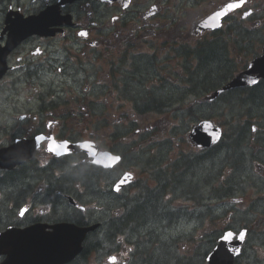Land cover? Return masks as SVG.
Masks as SVG:
<instances>
[{
    "label": "flooded vegetation",
    "instance_id": "obj_1",
    "mask_svg": "<svg viewBox=\"0 0 264 264\" xmlns=\"http://www.w3.org/2000/svg\"><path fill=\"white\" fill-rule=\"evenodd\" d=\"M4 1L0 0V3ZM6 1L10 3L13 12H19L24 17L40 14L49 5H55L56 2V0ZM82 1L61 8L64 14H70L72 17L78 15L73 29L67 31L63 29L61 34L59 32L54 38H49L46 35L49 31L38 30L39 34L27 38L7 58V62L11 67L17 62H21L17 68L21 69L26 75L37 76L38 73L34 72L33 69L41 71L37 80L38 87L43 91L44 97L49 98V101L46 102L45 111L40 122L35 125V135L47 131L46 129L49 126L46 118L64 117L71 119L76 115V107H85L81 101L72 102V99L68 98L67 91L64 92L60 88V73L63 75V81H67V83L71 81L68 78V75H70L67 72L68 69L64 72L62 68L54 69L58 75L59 87L56 93H49L48 91L46 82L49 77L48 72H51L49 69L55 68L56 63L60 62V45H63L64 42L76 44L75 47L79 48L75 57L74 69L87 68L92 70V65L98 68H101L102 64L106 66L107 72L104 84L98 82L101 78L96 74L89 75L83 81L88 85L91 82H98L99 89L96 88L92 100L97 99L100 101L118 92L117 84H124L126 78L124 80L118 79L119 74L116 73V70L124 68V65L128 67V64L135 65L133 66L135 69H143L138 63L130 61L126 56L128 50L137 48L136 43L140 41V37L143 45L150 40V43L147 42L145 46L149 49V59L152 60L160 54L169 52L170 49L172 50L177 46L176 43H179L181 45L180 57L176 59L177 52L174 59L166 64V66L171 64L173 69L180 68L179 63H192L194 57L199 61L203 55L200 58L198 56L206 53V48L203 46L205 40L209 39L212 33L197 29L198 23L225 4V0H175L179 6L174 4V0H159L157 6L150 1H147L148 4H146L144 0H130L128 2L119 0L112 4H106L100 0ZM245 1L251 3L253 0ZM164 2L166 3L164 4ZM84 3L87 4L86 7H82ZM73 6L77 9H79L78 6H81V13L95 11L97 14L101 13V16L94 18L90 15L78 14L72 11ZM83 8L84 11L82 12ZM175 10H178V12ZM244 11H249L250 14L247 20L248 23H251L258 20L256 18L261 9L245 7ZM237 14H232L229 19L234 18ZM7 16L8 10L1 9L0 46H4L7 42V36L3 34ZM117 21H120V26L115 27ZM183 22L187 24L188 31L178 33L175 28L170 31L174 26L181 27ZM76 25L83 27V31H75ZM110 26H114V28ZM248 27L249 25H247ZM86 30L88 33L84 32ZM245 32L250 33L251 30ZM90 33L98 35L104 41L91 40ZM169 33H173V39ZM252 39V36H250L249 40L251 42H253ZM161 41L162 45L155 44ZM228 61V65L241 69L249 63V57L241 58L238 55L235 61ZM227 68L230 67L227 66ZM140 74L142 73L140 72ZM158 81L160 83L164 82L163 78ZM70 107L72 109L68 112L67 108ZM35 135L29 127H25L20 133L21 137L25 136L27 138H34ZM144 135L145 133H142V136ZM152 136L157 137L155 132L152 133ZM144 142L140 143L137 153L140 154L143 161H150L154 155H157L158 158L154 159L158 161V164L155 165L152 171L142 174L133 187L140 184L145 185L147 182L146 186H154L149 192L152 195H169L168 203L160 204L159 207L163 210L168 209L171 213L179 210L185 214L184 217L176 214L170 217L171 230H176L179 235H185L186 232L190 231H205L208 240V230L214 229L215 231L210 234L216 240L211 239V241L217 243L226 232H232L236 239L242 231H245L247 239L239 262H256L258 260L264 262V168L260 167V165L264 167V143H250L253 149V158L250 163L243 161L241 164L240 161L234 160L229 153L230 149L218 153L221 159L222 172L212 175L211 178L213 180L220 179L221 192L219 196L212 200L213 207L219 212V216L213 226L209 227L205 225L209 210L207 200L209 196V174L207 173L209 160L207 156L216 149L201 150L194 148L191 144L184 145L185 150L177 149L175 147L176 143L170 142L167 164L169 174L164 173L166 178L161 179L160 172L167 171L159 165L160 161L164 159L160 156L166 154V151L161 147L163 142L154 144L153 151L150 147L144 146ZM123 145L124 149L129 151L130 143L126 141ZM238 145L239 147L242 146L241 143ZM181 147V145L178 146V148ZM34 157H36L34 162L39 158L44 161L41 172L45 173L44 179L47 178V171L49 170L47 150L39 146ZM196 172L200 173L197 174ZM197 175L199 176L197 177ZM11 176L13 177L11 181L20 182L18 190L32 187L27 180V176L17 177L14 173ZM35 176L33 173L28 175V177ZM43 185L39 186L37 194L51 192L46 185ZM95 186L97 187V184ZM72 191L76 192L77 197L85 200H88L87 197L91 195L85 187L82 188L81 186H75ZM199 197L200 205H197L194 202H198ZM177 237L178 235H173L172 239L176 241Z\"/></svg>",
    "mask_w": 264,
    "mask_h": 264
},
{
    "label": "trees",
    "instance_id": "obj_2",
    "mask_svg": "<svg viewBox=\"0 0 264 264\" xmlns=\"http://www.w3.org/2000/svg\"><path fill=\"white\" fill-rule=\"evenodd\" d=\"M224 54H225V50H224V47L222 45H219L216 43L208 45L207 51H206V53H204L203 57L200 59V63L198 65V67L195 68L194 70L193 69L191 70V74L189 75V78L187 80L189 83H188V88L186 90V93L190 92L193 95L195 93L196 97H201L205 92L216 87L222 80L227 81L230 78L232 71H230L227 67L225 68V66L227 64V60H226V57ZM138 64L140 67L144 68L142 70H145L146 68L152 67L153 60L146 58V57L145 58L141 57L139 59ZM155 71L156 70H154V69L145 70L142 74L149 76L150 72L154 73ZM142 74H140L141 77L144 76ZM227 75H228V77H227ZM134 76H138V75L134 74ZM134 76L131 77L130 80L134 81L135 80ZM144 78H145V76H144ZM129 88H131V91H130L131 94H133V93L138 94V95H136V94L133 95V99L137 96L138 101H140L142 103L141 112L159 113V114L163 113L164 108L170 104L173 96H175V95L177 96L180 93L179 89L175 90V88H174V90H172V89H170V87L165 86V85H161L159 87H156L153 92L149 91L150 93H147V90H143L142 86L139 84L131 83ZM233 93H235V92H233ZM236 93H239L238 100H240L243 104L245 102V105L243 107H245L246 110L249 109V106H250L251 110H253L254 108L261 109L260 107L262 106V104H264V83L259 84L257 87H255L253 89L239 90ZM248 94H249L248 99H245ZM228 97H229L228 95H225L223 98L225 99ZM235 99H236V97L234 98V100ZM184 103H185L184 101L179 103L180 106L176 110L177 115H179L180 111H182ZM231 109L233 111H238L239 106L234 105L231 107ZM259 109H257V110H259ZM254 111L255 110H253V112ZM248 122L249 121H247L245 123H241V124L248 125ZM196 173L198 174L200 172H196ZM198 176L199 175H197V177ZM212 191H215L214 188H212ZM153 197H154V200H153ZM149 198H148V200H150V201L145 202L144 200H142L145 203H138L133 208V211L130 213V216L132 217L131 220H133V221L138 220L137 222H138V224H140V228H138L139 233H145V229H148V228H151V229L155 228L158 230L159 227L161 228V226L165 223L164 220L167 219L165 217V215L162 214V212H161L163 210L159 207L160 203H157V201H159V197L155 194L152 195L150 193ZM147 203H149L153 206H150ZM144 204H145L146 208L143 206ZM153 207H154L155 211L153 210ZM142 210H143V212H141ZM156 210H158L160 213L159 212L156 213V215L154 216V219H155L154 220L153 217H151V216H153V213L156 212ZM138 212L140 213L138 215L139 218L136 217L137 216L136 214H138ZM144 212L149 213V214H146ZM141 213L144 214V216H145L142 218H146V219H148V221H146L145 219L142 220V218L140 217ZM157 214H158V217H157ZM149 217H150V219H149ZM162 217H163V219H162ZM158 219H160V220H158ZM123 220L124 219H120V220H116L114 222V224L111 223L110 231L116 232L121 227H123V224H120V222H122ZM144 220H145V222H143V225H142L141 222ZM157 221H160V222H157ZM141 226H142V228H141ZM125 227L126 226H124V228ZM106 230H108V228ZM143 230H144V232H142ZM163 259L164 258L162 257V255H160L158 257V261L154 264L162 263V261H164ZM150 262L151 261H148L146 264H148Z\"/></svg>",
    "mask_w": 264,
    "mask_h": 264
},
{
    "label": "water",
    "instance_id": "obj_3",
    "mask_svg": "<svg viewBox=\"0 0 264 264\" xmlns=\"http://www.w3.org/2000/svg\"><path fill=\"white\" fill-rule=\"evenodd\" d=\"M253 69L252 72H250ZM258 71L261 72L262 74H260L261 76L264 77V57H262L261 59L257 60L256 62L253 63V65L251 66V68L239 75L238 77H236L230 84H228L226 87H224L220 92H223L225 90H229L232 88H236V87H243V86H252L254 84L257 83V80L259 77H254L253 76V72ZM204 127H207L206 132L209 133V140L208 141H204L205 144H207L208 146L213 144L214 142L217 141L218 137L220 136V131L219 130H213V126L210 123H205L202 124V126L199 127V129H203ZM74 233L69 232L68 233V243L64 246L63 248V253L61 254L60 257H62L64 255L65 256H71L72 254H74L75 251H73L71 249V245H77V243H74L72 241V235ZM215 260H212V264H215Z\"/></svg>",
    "mask_w": 264,
    "mask_h": 264
},
{
    "label": "rangeland",
    "instance_id": "obj_4",
    "mask_svg": "<svg viewBox=\"0 0 264 264\" xmlns=\"http://www.w3.org/2000/svg\"><path fill=\"white\" fill-rule=\"evenodd\" d=\"M231 52H233L232 50H231ZM177 61V60H176ZM178 62V61H177ZM171 65V64H170ZM170 67V66H169ZM170 70H171V68H170ZM129 108H130V105H129ZM209 111H210V109H207V110H205V113H209ZM151 118V121H156V120H158V118L156 119V117H154V116H151L150 117ZM213 119L216 121V122H221L222 121V117H221V115H220V112H215V114L213 115ZM254 121L252 122V124H251V126L252 125H258L259 126V122H258V118L257 119H253ZM164 124H166V125H168V123H164ZM172 124V123H171ZM175 125H177L176 124V122H175ZM250 126V127H251ZM262 130H264V127H262ZM163 137V133L161 132V134L159 135V138H162ZM7 140H9V137L8 136H5V137H3V139H0V142H3V141H7ZM146 146H152V144H147ZM135 156H137V154L135 155ZM136 172L138 173V172H141V170H136ZM113 175V174H112ZM194 175V174H193ZM207 175V174H206Z\"/></svg>",
    "mask_w": 264,
    "mask_h": 264
},
{
    "label": "bare ground",
    "instance_id": "obj_5",
    "mask_svg": "<svg viewBox=\"0 0 264 264\" xmlns=\"http://www.w3.org/2000/svg\"><path fill=\"white\" fill-rule=\"evenodd\" d=\"M179 192H180V191H179ZM177 193H178V192H177ZM181 195H182V194H181ZM154 197H155V196H154ZM154 197H153V200H154ZM149 199H150V198H149ZM142 200H144L145 202H146V201L148 202V201H150L151 199L148 200V198L145 196V197L142 198ZM145 202H143V203H145ZM147 204H149V203H147ZM149 205H150V206H153V205H151V204H149ZM154 205H155V204H154ZM143 206L145 207V204H144ZM165 207H166V206H165ZM167 207H168V206H167ZM145 208H146V207H145ZM156 208H157V207H156ZM151 209H152V208H151ZM161 209H162V208H161ZM138 210H139V209H138ZM153 210L155 211L154 207H153ZM139 212H140V211H139ZM139 212H138V214H136L137 216L135 215L137 218H139V216H138V215L140 214ZM141 212H143V210H142ZM158 212H159L158 210H156V212H154L155 214L152 212V213H153V216H151V217H153V219H154V216H155L156 213H158ZM144 213H146V212H144ZM159 213H160V212H159ZM146 214H149V213H146ZM142 215H143V216H142ZM151 215H152V214H151ZM159 216H160V215H159ZM196 216H197V215H196ZM140 217L142 218V217H145V216H144V214L141 213V216H140ZM157 217H158V214H157ZM137 218H136V219H137ZM143 219H145L146 221H148V219H146V218H142V220H143ZM149 219H150V217H149ZM162 219H163V217H162ZM162 219H161V220H162ZM145 220L141 222L142 225H143V222H145ZM154 220H155V219H154ZM158 220H160V219H158ZM166 220H167V219H166ZM166 220H165V221H166ZM135 221H136V220H135ZM135 221H134V222H135ZM137 221H138V220H137ZM137 221H136V222H137ZM150 221H151V220H150ZM157 222H160V221H157ZM162 222H163V221H162ZM137 223H138V222H137ZM137 223H136V224H137ZM147 223H148V222H147ZM147 226H148V225H147ZM151 227H152V226H151ZM110 228H111V223H109V225H108L109 233L112 232V231H110ZM142 232H144V230H143Z\"/></svg>",
    "mask_w": 264,
    "mask_h": 264
},
{
    "label": "snow or ice",
    "instance_id": "obj_6",
    "mask_svg": "<svg viewBox=\"0 0 264 264\" xmlns=\"http://www.w3.org/2000/svg\"><path fill=\"white\" fill-rule=\"evenodd\" d=\"M230 7H235V5H233V6H230Z\"/></svg>",
    "mask_w": 264,
    "mask_h": 264
}]
</instances>
